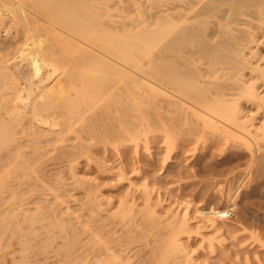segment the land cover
Returning a JSON list of instances; mask_svg holds the SVG:
<instances>
[{
    "label": "rangeland",
    "instance_id": "rangeland-1",
    "mask_svg": "<svg viewBox=\"0 0 264 264\" xmlns=\"http://www.w3.org/2000/svg\"><path fill=\"white\" fill-rule=\"evenodd\" d=\"M34 4L0 0V118L17 133L0 140V264H264V100L252 95L264 72L242 70L240 97L219 98L232 133L182 118L155 92L133 89L116 105L103 90L85 102L82 38ZM153 48L129 61L134 70L158 56ZM261 55L264 44L251 62ZM196 58L201 73H216L206 87L230 75ZM66 100H80L79 110L58 109ZM70 115L53 128L34 120ZM29 121L53 133L24 132ZM227 208L230 219L201 215Z\"/></svg>",
    "mask_w": 264,
    "mask_h": 264
},
{
    "label": "bare ground",
    "instance_id": "bare-ground-1",
    "mask_svg": "<svg viewBox=\"0 0 264 264\" xmlns=\"http://www.w3.org/2000/svg\"><path fill=\"white\" fill-rule=\"evenodd\" d=\"M30 1L37 3L38 6L34 5L39 7V12L48 16L52 22L70 26L82 38L80 40V49L85 56V66H88L86 67L88 71L84 74L86 85L81 90V96L85 102L88 101L89 97L100 96L103 90H106L104 98L107 101L115 104L123 101L125 102V104L123 103L124 105L127 104V101L123 96L130 95L133 89L145 90L146 95L150 97L155 92L164 98L162 105H168L167 101L170 100L171 103L169 104L177 105V113L182 118L185 116V119L186 117L191 118L192 121V118L195 117L205 121V130H210L213 134L219 131L229 133L231 130L222 124V119L224 120L222 117L225 111L219 106V98L233 97L234 99L235 96L240 97V86L242 82H245L244 78L246 77V75L240 74V72L244 73L242 70L250 68L254 72L258 69L264 72L263 54L261 55L262 57L256 59L257 65H254L250 60V55L254 54V52L256 55L257 49L264 44V0H113L114 3L112 2L113 4L109 7L106 6L108 4L107 0ZM190 9H193L192 13L190 11L186 12ZM57 32L56 34L59 37L63 36L61 31ZM152 47H157L158 56H154L146 65L134 70L133 65L129 61H135L146 49ZM56 51L58 52V50ZM151 51L150 53H152ZM171 55H175L180 60V63L177 61L175 63L171 62ZM198 56H201V58L205 57L209 61L208 66L215 65L218 68L228 69L230 75L226 74L228 77L225 81L218 83L217 87H213V85H211L213 88L206 87L210 82L204 80V78L210 75L214 76L216 73L208 69L201 73V70L196 68L197 66L195 65L196 57ZM37 61L38 59L33 57L31 63L36 65ZM50 75V73H47L42 81L48 80ZM201 78L203 79L201 80ZM235 90L236 92H234ZM30 91L32 90L30 89ZM252 95L259 101L264 100V79H261ZM79 101H62L57 108L71 110L70 107L74 106V108L79 110L81 104ZM259 107L260 105H258ZM83 111H89L91 114L96 113L92 108L89 110L84 108ZM244 111V108L243 110L241 109V113ZM70 112L73 111L71 110ZM93 117L95 116L93 115ZM93 117L92 121L90 120V115L84 120L91 121L92 128L95 127ZM94 119L96 120V118ZM34 120L37 123L53 128L61 125V121L62 123L66 120L73 122L75 116L72 117L70 115V118L60 117L59 120L52 119V117L34 118ZM36 122H26L23 124L26 127L23 126L22 130L27 132L34 127L36 132L42 131L45 133V131H48L53 133L50 129L42 130L36 125ZM84 123L86 124V122ZM256 125L255 128L260 129L263 123L261 121L259 127ZM174 126L176 127V125ZM11 132L12 125L10 120L7 121L5 118H0V140L6 136L17 135L16 132L14 134H11ZM232 213L233 211L229 210V208L223 211L217 209L201 211L202 216L206 218H210V216L217 218L218 216L219 218L217 219L219 220L230 219ZM41 250L43 251V249Z\"/></svg>",
    "mask_w": 264,
    "mask_h": 264
}]
</instances>
